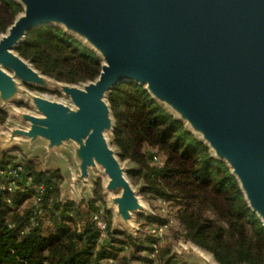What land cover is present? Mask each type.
<instances>
[{
  "label": "water",
  "instance_id": "95a60500",
  "mask_svg": "<svg viewBox=\"0 0 264 264\" xmlns=\"http://www.w3.org/2000/svg\"><path fill=\"white\" fill-rule=\"evenodd\" d=\"M18 3L25 13L0 35V101L19 102L22 84L48 89L56 83L72 107L28 94L36 114L16 113L20 124L0 131V151L41 142L50 157L71 144L78 170L65 186L66 195L102 170L113 230L122 226L135 233L136 215L149 208L128 179L131 167L122 166L108 140L115 119L105 100L116 86L135 82L204 133L213 156L228 164L264 224V0ZM56 24L86 38L104 61L98 79L83 89L43 75L16 52L28 33ZM177 254L213 264L189 243L180 244Z\"/></svg>",
  "mask_w": 264,
  "mask_h": 264
},
{
  "label": "trees",
  "instance_id": "16d2710c",
  "mask_svg": "<svg viewBox=\"0 0 264 264\" xmlns=\"http://www.w3.org/2000/svg\"><path fill=\"white\" fill-rule=\"evenodd\" d=\"M21 12L16 0H0V35ZM17 53L43 75L69 85L94 81L102 69V59L59 26L28 33ZM108 100L115 118L113 144L119 158L134 165L129 177L142 185L141 195L176 205L185 241L213 254L219 264H264V224L228 164L214 158L207 145L143 86L121 83ZM7 118L0 106V124ZM148 149L163 158L162 165L150 162ZM15 163L23 165L31 181H18L14 191L0 190V264H170L162 260L172 249L160 247L153 260L140 257L153 251L144 245L149 241L113 232L109 211L107 238L100 242L93 213L104 199L101 180L94 183L93 198L62 202L59 169L45 170L35 161L18 162L11 153L0 152V171ZM40 186L45 188L41 197ZM142 221L156 224L161 219L141 214L137 223Z\"/></svg>",
  "mask_w": 264,
  "mask_h": 264
},
{
  "label": "rangeland",
  "instance_id": "374dc122",
  "mask_svg": "<svg viewBox=\"0 0 264 264\" xmlns=\"http://www.w3.org/2000/svg\"><path fill=\"white\" fill-rule=\"evenodd\" d=\"M16 1L18 2V0H16ZM21 7H22V12L18 15V17L22 16L25 13L24 7L23 6H21ZM53 26L61 27L64 31H66L67 33L75 36L77 39H79L87 47H89V48L92 47L91 43L86 38H84V37H82V36H80V35H78V34H76L74 32L67 31V29L63 25L56 24V25H53ZM16 52H17V50H16ZM103 64H104V61L102 60V65ZM96 80L91 81V82H95ZM88 83L89 82H86V83H83V84H80V85H73V86H76L77 88L83 89L84 86L87 85ZM61 87L62 86H60V84H56V83L52 84V86L50 88H48V89L35 88V87H30V86L22 84V88L24 89V93H23V95L21 97V100L19 102L11 104V106L6 108L5 111L8 113V118H7V121L4 124H0V131L8 133L9 132L8 128L10 126H17V125L20 124L18 118L16 117V113H18V112L36 114L35 109L33 108V106L31 105L30 101L28 100V94L37 95L39 97L48 99L50 101H53V102H56V103L65 104V105H68L69 107H72L71 99L64 94V92H63ZM143 87L145 88L146 86H143ZM145 90H146V88H145ZM109 94H110V92L106 95L105 100L110 105L109 100H108ZM162 105L176 119L182 121L186 125L187 129L196 138H198L204 144H207V141L205 140V137H204V133L201 130H199L195 126V124L193 122H191L190 120L186 119L184 114L179 109H177V108H175V107H173L171 105L165 104V103H163ZM110 107H111V105H110ZM107 136H108V140H109V142L111 144V147L113 149H117L116 146L113 144L114 132H113V135L108 133ZM209 150L211 151V153L214 151L212 148H209ZM147 153H148V157H149L151 163H153L155 165H162L163 158L155 150L148 149ZM12 155L15 156V157L16 156L18 157L17 158L18 162L21 160L20 162L24 163L25 155L21 156L20 151H12ZM121 164H122V166H125V168L131 167V170L129 172H131L134 169V165L131 162H129V161H122L121 160ZM59 166H60V168L63 171H65V170H67V171L68 170H73L74 169V164H73V160H72L71 155L68 156V161L67 162L62 163ZM49 167L55 168V167H57V165L51 164V165H49ZM129 172L127 174L128 179L130 180V182L133 185L134 189L137 190V191L139 190V197L141 198L143 203L149 208V211H148L147 215L158 216L161 219V221L156 223V224H148V223L142 221V223H138L136 232L133 233V234H131V233H129V234L133 235L134 237L137 236L142 241H149L148 244L145 243L144 245H146V247H149L148 249H150L152 247L153 251H154L153 244H157V247H158L157 249H159L161 247V248L164 249V251L172 249V252L169 254V256H171V258L175 255L174 251L180 250V244L189 243V244H192V245H196V244H194L192 242L185 241V239H184V230H183L181 224L179 223V221L177 219L178 207L176 205H174V204H169L168 202H164V201H161V200L156 199V198H144L141 195V192H140L141 189H142V185L135 184L132 181V179L129 177ZM95 177H96V180L97 179L101 180L102 189H103V193H104V190H105L104 186L107 183L106 175L103 173L102 170H99V171L96 172ZM63 185L64 184H62L61 189H63ZM93 190H94V183H89L85 193L86 194H90ZM80 195L83 197V194L79 193L78 188L76 186V188L74 189V194L71 197H72V199L74 201H78L79 202L80 199H81ZM119 195H120V191L117 192V193L112 194V196H119ZM103 196H104L103 201L99 202L102 205L99 206V204H98V208H97L96 211H94L93 216L95 214L99 213V212H102L103 217H104V219L106 220V223H107V214L106 213H107V211H109L111 213L112 230H113V223H114V219L115 218H113V215H114L113 213L114 212L112 210H110V208H109L110 207L109 206L110 197H109V195H107L105 193L103 194ZM65 198H66L65 196L62 197V190H61V200H62V202L68 201V200H65ZM139 215H141V214H138L137 217ZM164 224H168L167 232H166V234L164 236V239L159 241L158 239L155 238L154 234L152 233V230L155 229L156 227L164 225ZM123 229L124 228L122 227V229L118 230V231H124ZM197 247H199V246H197ZM145 249H147V248H145ZM153 251L146 250L145 252L140 253L139 255H140V257H142L144 259L153 260L152 258L151 259L149 258V255L152 254ZM199 251H201V252L205 253L207 256H209L210 261L213 264H219L216 261L214 255L211 254L210 252H208V251H206V250H204V249H202L200 247H199ZM125 255H126V257H129L130 253L126 250ZM169 256L168 255L165 256L164 260H162L163 263H165L167 260H169L168 262H170V263L173 261V259H169L168 258ZM179 259L181 261V264H203V261L200 260L198 257H196L194 255H191L190 258H187V257H184V256H180ZM106 263H107V261H105V264ZM133 264H144V263H142L141 260H138V261L133 262Z\"/></svg>",
  "mask_w": 264,
  "mask_h": 264
},
{
  "label": "crops",
  "instance_id": "0c3cea01",
  "mask_svg": "<svg viewBox=\"0 0 264 264\" xmlns=\"http://www.w3.org/2000/svg\"><path fill=\"white\" fill-rule=\"evenodd\" d=\"M14 103H16V102H14ZM14 103H11V104H14ZM11 104L5 106L0 101V106L4 110H6L7 107L11 106ZM12 151H20L21 156H24L25 155L24 160H32V161H35L38 164H40V166L43 169H45V170L46 169H51V170L59 169L61 171V174H62L63 179H64V181H63V184H64L63 185V189H61L62 190V197L65 196L66 197L65 200H73L71 196H73L74 192L73 193H69L68 195H66V192H65V186L68 183L70 176L71 175H74L76 173V171L78 170L77 163H76V160H75L74 149H73V146L71 144H69L68 146H66L65 149L60 154L52 155L50 157H48V155L46 153L45 145H43L41 142L40 143L33 144L31 147L29 145H21L19 147H16V148L8 151L7 153H11L12 154ZM69 155H71V157H72L73 164H74V169L73 170H68V171L67 170L63 171L60 168L59 165L62 164V163H64V162H67ZM16 158H18V157L16 156ZM51 164H55V165H57V167H55V168L49 167V165H51ZM96 172L97 171H95L94 174H93V176L87 180L84 188H82L80 184L77 185V188H78L79 193L80 194H83V197L80 195L81 196V199L80 200L87 199V198H93V196H94L93 191L90 194H86L85 192L87 190V187H88V184L89 183H95L98 180V179L96 180V177H95ZM104 193H105V191H104ZM98 204H99V206L102 205L101 203H98ZM143 214H146L147 215V212H145ZM113 218H115L114 215H113ZM135 224H136V228H137V225H138V223H137V215L135 217ZM121 229H122V226L118 230H121ZM123 230L126 231V232H128V233H131L130 231L126 230L125 228ZM112 231L113 232H116L114 230H112ZM131 234H133V233H131Z\"/></svg>",
  "mask_w": 264,
  "mask_h": 264
},
{
  "label": "built area",
  "instance_id": "2783aa9c",
  "mask_svg": "<svg viewBox=\"0 0 264 264\" xmlns=\"http://www.w3.org/2000/svg\"><path fill=\"white\" fill-rule=\"evenodd\" d=\"M24 175L25 172L22 164L15 163L14 165L7 166L5 169L0 171V190L7 189L8 191H14L18 189V181L19 182L23 181L24 183L28 184L31 181V178ZM44 193H45L44 186H40L39 196L41 197ZM40 197L36 200V204L40 201ZM93 221L95 222L96 226L98 227L101 233L100 242H102L107 238V223L103 217L102 212L95 214L93 216ZM167 228H168V224H164L153 229L152 233L154 234L156 239L161 241L164 239V236L167 232ZM153 247H154V251L152 252V254L149 255L150 259L151 258L154 259L158 252L157 244H153ZM177 251H174L175 255L173 256V261L170 264H181V261L179 259L180 256L177 254ZM106 264H116V263L110 260L107 261ZM145 264H153V263L147 262Z\"/></svg>",
  "mask_w": 264,
  "mask_h": 264
}]
</instances>
